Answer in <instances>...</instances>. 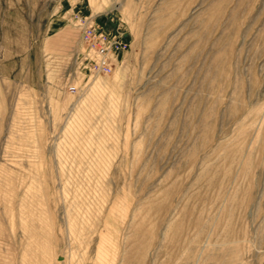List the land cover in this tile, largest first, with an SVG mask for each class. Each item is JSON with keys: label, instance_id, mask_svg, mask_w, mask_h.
Masks as SVG:
<instances>
[{"label": "rangeland", "instance_id": "rangeland-1", "mask_svg": "<svg viewBox=\"0 0 264 264\" xmlns=\"http://www.w3.org/2000/svg\"><path fill=\"white\" fill-rule=\"evenodd\" d=\"M0 264H264V0H0Z\"/></svg>", "mask_w": 264, "mask_h": 264}, {"label": "built area", "instance_id": "built-area-1", "mask_svg": "<svg viewBox=\"0 0 264 264\" xmlns=\"http://www.w3.org/2000/svg\"><path fill=\"white\" fill-rule=\"evenodd\" d=\"M74 18L80 30L75 56L77 66L86 68L93 75L112 73L118 55L128 48L123 34L107 32L90 15L75 13Z\"/></svg>", "mask_w": 264, "mask_h": 264}]
</instances>
